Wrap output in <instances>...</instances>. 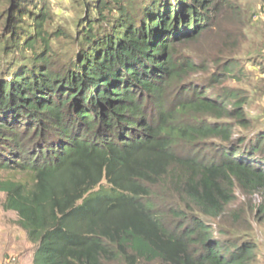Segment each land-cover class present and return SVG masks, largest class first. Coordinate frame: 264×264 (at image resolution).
I'll list each match as a JSON object with an SVG mask.
<instances>
[{"label": "trees", "instance_id": "16d2710c", "mask_svg": "<svg viewBox=\"0 0 264 264\" xmlns=\"http://www.w3.org/2000/svg\"><path fill=\"white\" fill-rule=\"evenodd\" d=\"M80 1L62 53L46 6L0 0L1 207L34 245L32 264H249L255 240H222L203 217L224 215L236 187L264 200V126L235 137L254 123L240 93L205 97L190 82L203 69L191 45L234 4ZM231 217L232 232L246 223Z\"/></svg>", "mask_w": 264, "mask_h": 264}, {"label": "rangeland", "instance_id": "374dc122", "mask_svg": "<svg viewBox=\"0 0 264 264\" xmlns=\"http://www.w3.org/2000/svg\"><path fill=\"white\" fill-rule=\"evenodd\" d=\"M133 1V0H127ZM135 1V0H134ZM234 6H226L215 16L216 20L202 32L200 38L191 45L193 55L202 57L203 69L193 74L190 82L199 86L205 97H220L226 89L236 90L240 93L239 97L244 99L246 114L254 120L253 128L250 131H244L240 128H234L235 137H249L258 128L264 126V0H229ZM46 6V19L44 30L51 35L52 50L62 53H69V50L75 47L74 39L71 37L80 27L82 4L80 0H34ZM33 11V6H29ZM95 15V14H94ZM26 23L33 21L26 14L23 16ZM28 29L27 25H23ZM33 32V28H29ZM196 61V59H195ZM233 61L236 66L231 72L222 75L220 83L207 89L205 86L210 84L209 80L214 73L223 72L222 65ZM200 63V61L195 62ZM205 68V69H204ZM231 121V119L227 120ZM217 141V140H211ZM185 151H190L189 147H183ZM192 151V150H191ZM197 151V150H196ZM211 150L207 147L206 151L200 155H210ZM234 201L230 203L224 215L217 217H203L218 231L226 230L225 234L218 233L222 240L229 239L237 233H246L255 240L257 249L254 257L249 264H264V200L258 195L245 194V191L234 190ZM247 198L248 210L241 207V200ZM4 193L0 192V242L7 241L8 227L17 229L15 226L16 214L12 211H4L1 207ZM259 205L257 211L253 212V204ZM238 210V212H237ZM248 211H252L251 215ZM240 213L245 216V222H239L242 225L239 230L232 232L230 225L233 222L232 213ZM241 221V220H240ZM248 221V222H247ZM17 237V236H16ZM23 241L22 238L18 239ZM25 242V241H24ZM28 243V242H27ZM23 244L17 246L18 249H12L2 254L0 264L9 256L14 257L12 264H20V258L24 253ZM2 245V244H0ZM32 248L29 246V256L32 254ZM4 252V251H2ZM27 254V253H24ZM31 259V257H30ZM29 259V264H30ZM140 264H162L158 261L151 263L140 262Z\"/></svg>", "mask_w": 264, "mask_h": 264}, {"label": "crops", "instance_id": "0c3cea01", "mask_svg": "<svg viewBox=\"0 0 264 264\" xmlns=\"http://www.w3.org/2000/svg\"><path fill=\"white\" fill-rule=\"evenodd\" d=\"M16 220H17V217L14 221L15 225H17ZM15 227L17 229H13L11 227H8L9 230L6 233L7 234V241L5 243L0 242V244H2V245H0V258L2 256V254L5 253L6 251H11L12 249L13 250L18 249L17 246H22L23 244H26L28 242L27 243L28 246L25 247V249L23 250L24 253H27V254H24V253L22 254V256L20 258V264H29L30 257H31L30 264H32L34 245L27 240L25 232L19 226H15ZM20 238H22L23 241L18 242V239H20ZM32 245H33V251L31 252L32 254H30V256H29L28 252H25V251L28 250L29 246H31V248H32ZM2 251H4V252H2Z\"/></svg>", "mask_w": 264, "mask_h": 264}, {"label": "built area", "instance_id": "2783aa9c", "mask_svg": "<svg viewBox=\"0 0 264 264\" xmlns=\"http://www.w3.org/2000/svg\"><path fill=\"white\" fill-rule=\"evenodd\" d=\"M14 260H15L14 257L9 256L1 264H12Z\"/></svg>", "mask_w": 264, "mask_h": 264}]
</instances>
